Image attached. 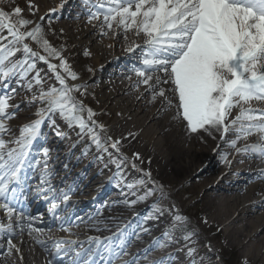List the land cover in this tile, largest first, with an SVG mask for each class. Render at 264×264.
I'll return each mask as SVG.
<instances>
[{"label":"snow or ice","instance_id":"snow-or-ice-1","mask_svg":"<svg viewBox=\"0 0 264 264\" xmlns=\"http://www.w3.org/2000/svg\"><path fill=\"white\" fill-rule=\"evenodd\" d=\"M65 3L67 0H61L58 7L62 9ZM83 5L87 23L95 26L94 22H99L101 35H120L122 32L125 40H128L129 33L143 37V47L133 42L126 49L134 52L140 48L142 66L132 68L137 77L133 88L138 93L143 88L149 93L152 103L159 98L164 111L175 108L174 119L183 121L190 134L206 133L213 139H216L214 134H219V138L236 154L254 157L264 163V0H95V3L83 0ZM27 7L33 16L39 10L32 0ZM56 11L50 10L52 13ZM38 19L42 21L45 17ZM5 30L7 35H3ZM32 44L37 45L43 54L34 50ZM63 51L50 43L41 23L25 18L21 7L13 6L9 10L0 7V76L5 87L12 78H19L27 81V90H32L33 84L28 76L35 69L37 60L48 66L60 85L47 91L41 88L38 96L33 95L31 103L41 105L35 113L37 118L23 125L15 139L5 137L12 136L8 121L14 119L18 106L10 103L11 95L0 96V211L4 214V220H0V239L7 237V257L21 252L19 244L23 243L27 230L35 244L48 253L47 264H118L129 255L132 242L124 238L127 236L124 231L115 234L118 244L113 237L102 239L100 236H91L86 242H81L71 238L74 235L73 224L63 218L59 231L67 233L68 238L49 244L44 239L45 229L34 227L33 218L17 207L18 191L22 190L28 168L41 169V184L49 186L47 191L56 192L51 186L50 150L43 148L44 159L37 160L35 164L29 159V154L41 136L44 121L57 114L69 127H78L81 135H90L98 149L107 152L110 147L119 153V159L111 160L117 169L132 160L131 166L143 171L134 162L142 160L139 153L129 157L121 152L122 140L108 137L107 144L101 142L96 128L104 132L105 126L93 119L97 113L75 95H86L87 87L68 83V78L76 81L79 77L71 69ZM18 53H23V59H14ZM52 59L60 63H51ZM59 69H63V74ZM127 78L132 79L131 76ZM34 79L37 85L43 83L39 74ZM164 85L170 87L171 97ZM52 123L54 125L55 121ZM56 134L63 136L59 131ZM251 137L256 138L254 143L248 142ZM241 141L244 142L242 146ZM223 161L230 164L227 155ZM144 176L147 179H141L140 186L154 183L151 172H144ZM260 178L264 179V169ZM126 186L130 190L137 187L133 183ZM156 187L163 196V186ZM153 195V190H146L138 200L145 201ZM71 198L70 192L53 196L49 209L53 217L60 218L57 210ZM136 203L131 202L133 205ZM165 211L157 204L152 209L153 214L146 219L157 220ZM187 224V217L174 213L167 230L151 242L143 256L138 254L125 264H141V259L148 260V264H173L170 252L157 260H149V257L155 251L175 245H179L176 251L184 256V259L177 258L176 264H201L197 259L198 249L187 243L195 234L187 231ZM16 238H19V243L15 242ZM139 238L136 234V239ZM20 260H23L22 255ZM243 264H248V261H243Z\"/></svg>","mask_w":264,"mask_h":264},{"label":"bare ground","instance_id":"bare-ground-1","mask_svg":"<svg viewBox=\"0 0 264 264\" xmlns=\"http://www.w3.org/2000/svg\"><path fill=\"white\" fill-rule=\"evenodd\" d=\"M36 3L41 5L37 17L34 19L38 22H40L38 19L39 17L54 15L57 14V11H62L64 9L60 10L58 7L61 0H39ZM51 9H57V11L52 13L50 12ZM83 12H86L85 8ZM94 24L95 26L87 23L86 15L80 19L79 28L81 31L79 36L82 37L81 41L85 43L84 45L89 49L92 48V51H94V61H92V65L89 62L81 65V69L76 71V73L79 77L87 75V73L89 74L90 72L92 75L94 73L102 74L101 76L98 75L99 83L103 84L100 94L103 95L104 100H106L108 104L112 105V110H114L116 115L114 120H112L113 117H111L108 122L103 123L106 129L105 133L108 137L122 140V153L129 157H132L135 153H139L142 158V160L134 162L138 165V168L143 171L135 169L137 173L132 175V173L127 170L128 182H125V186L120 182L114 185L115 190L121 188V191L125 193L119 196L116 195L118 198H114L115 204L120 201V204L125 207L128 205L134 207V209L138 208V205L143 202L139 201L138 197L143 195L139 193L145 192L146 189H144V185L140 186L137 184V187L131 190L126 185L129 183L136 184L135 177L146 180L147 178L144 176V172H151V180L162 185L163 191L167 195L170 194L171 197H174L175 194L174 191L171 190V182H167L168 179L176 182L181 180L186 181L185 184L196 179L198 184L202 183L200 186L201 192L205 197H207V194L211 191L216 192L215 195H212L211 200L208 199V203L205 207L208 212V214L205 212L207 216L198 220L201 222L197 227L199 230L198 233L201 234L202 237L204 236L207 241H210L207 234L212 231L213 223L217 224L223 231L227 225L233 226L232 230L226 229L222 234L226 244L239 246L247 240L251 244V247L249 248L250 251L242 256L243 261L247 260L251 264H264V179L260 178L261 170L264 169V163H261L254 157L236 154L227 143L218 137L219 134H214L216 135V139H213L212 136L206 133L190 134L186 130L183 121L174 119L176 115L175 108L164 111L162 101L159 98L155 103H152L149 93L145 92L143 88L140 89L139 93L133 88V84L136 82L137 77H133L134 73L132 72V68L133 66H140L129 65L127 63L128 61H124V63L119 64V66H121L119 70L120 74L117 75L112 71H108V67L113 63V53L118 57L119 50H123L124 46L125 49H127L129 44L133 42L143 47L144 39L143 37H136L132 33H129L128 40H125L122 32L120 35L109 33V35L103 36L99 31V22H94ZM137 51H140V48H137L134 52L123 54V56L129 58L131 53ZM71 63L76 65V63L79 62L77 59H72ZM83 68L85 71H83ZM128 76H131L132 79L129 80L127 78ZM96 78L95 75L91 78L89 83H92V85H88L87 94L80 95L85 100L89 99V105H91V103L95 104L97 101L94 97V93H96V87L94 86V82L97 80ZM73 82L74 81H72L71 84H74ZM163 87L169 89L167 95L171 97L172 92L170 87L168 85H164ZM138 96L141 98H138ZM91 109L97 111L93 105H91ZM105 110L104 108L101 113L105 114ZM255 140V137H251L248 142L254 143ZM53 143L57 146L48 144L47 148L50 150L49 154L52 153L53 155V161H56L58 160V153L63 155V152H58L61 141L57 142L55 139ZM225 155H227L230 164L224 163L223 157ZM215 158H217V161L214 162ZM240 159L245 162L246 167L243 170H239L240 172L242 171V175L236 177L245 176V178H243V181L234 178L233 180H235V183L232 182L230 184L233 185V187L230 192L226 189V194L222 198L219 196V192L225 190L222 185L224 176L225 181L223 182H226V179L230 177L229 172L233 163ZM129 161L133 163L132 160ZM56 168L59 170L58 165L54 167V169ZM54 169L50 170L53 175L55 174L53 171ZM86 176L87 174L81 173L79 177L83 179ZM115 176L116 174L114 171L107 169L106 171L97 173V175H90L88 180L79 181V179L75 178L76 181L79 182L80 187L83 186L82 188H77L76 191L80 190V192H82L84 189L92 191L95 189L93 186L98 184L100 186L96 191L100 193L99 197H104L105 193L109 190V182L114 181ZM65 177H68V175ZM37 178L41 181L42 177L38 174ZM211 178L212 180L209 182ZM63 179L64 178H62V180ZM239 181L241 182L239 183ZM239 185H243V187L240 189L238 187ZM185 186L182 188L186 191L188 187ZM99 189H105V191L100 192ZM133 192L135 194H133ZM126 201L128 203H125ZM132 201H137V203L133 205L131 204ZM92 203L93 202H90V204ZM177 206L178 209H180V205ZM123 208L118 207L111 213H107V217H109L108 219L110 220L105 221V224L102 222L104 218H107L105 216L98 218V220L101 221L100 225L94 224L97 220L92 222L90 220L79 221L78 224H85L87 227H92L93 231L99 229L97 231L105 235L104 237H113V240L115 242L117 241L116 243H119V240L115 234L121 231L127 233V236L124 238L132 241L128 249L132 258L126 261H131L133 257L138 254H140L141 257L143 256L144 251L148 249L151 242L157 237H161L168 223L159 220L143 221V216L146 213V211H143V208L139 209L140 215L133 218L132 216H127L126 213H124L126 217H116L118 214L122 213L121 210ZM119 219L128 220L126 224H123L121 223L122 220L118 221ZM0 220H2L1 217ZM205 221L207 222L205 223ZM239 221L243 222L241 227L235 225V223ZM145 229L148 231L146 232ZM136 234H139V239H136ZM236 236H238V238ZM44 237L49 244L54 240L52 234H46ZM22 239L23 243L19 244L21 248V252L18 253L19 260L22 255V264H37L39 257L34 248L35 242L28 236L27 230ZM87 240L88 238L84 240V242ZM15 242L19 243V240H15ZM144 243L147 244L144 246ZM202 243H192L190 246L196 248L202 245ZM208 245H210L209 242ZM177 247L178 245H175L165 250H159L158 253H160V256H150L149 260H157L170 252L173 254V264H176L177 258L184 259L183 254L181 255V253L176 251ZM208 251L212 257L209 263L203 262L207 257L204 253H199L197 259L201 260V264H216L213 260L215 257L216 260H218V251H216L215 247L213 250L208 249ZM126 257L128 256H124L122 259L124 260ZM4 262L7 263V261L2 258L0 264H4ZM141 264H148V260L141 259Z\"/></svg>","mask_w":264,"mask_h":264},{"label":"rangeland","instance_id":"rangeland-1","mask_svg":"<svg viewBox=\"0 0 264 264\" xmlns=\"http://www.w3.org/2000/svg\"><path fill=\"white\" fill-rule=\"evenodd\" d=\"M39 0H32L33 3H35L38 6V9L40 8L41 5L37 4L36 2H38ZM28 2L29 0H2V2H0V7H3L5 10H9L11 7L13 6H19L21 7L24 11H25V18L27 19H32L34 20L37 17V14L39 12H36V15H31L29 13L28 10ZM78 4L83 5V2H79ZM73 10L79 11L81 13V9L77 8L76 6L74 7H70ZM73 18L74 16L78 17V13L74 12L72 13L71 11L68 12ZM45 19L44 20H40L39 23L42 24V26L45 29V32L47 33V39L50 41V43L57 48L58 50L60 49H64L63 51V55L64 57H66V55L70 52H72V57L70 58L68 56V58H66L71 66V69L76 72L78 70L81 69V65H84L86 62L91 63L92 65V61H94V51H92V48L89 49L86 47V45H84L85 43L83 41H81L82 37L79 36L80 34V28L79 25L77 23H79V20H74L73 18H69L67 15L63 18V20L60 19V14H56L55 17L53 18L52 15L50 16H44ZM80 15H79V19H80ZM82 18V17H81ZM67 23L72 24V26H69ZM3 35H6V33L3 32ZM6 42V41H5ZM35 45V44H34ZM35 50L41 51V54H43L42 50L39 49V47L37 45H35ZM88 53V55H85V53ZM17 56L21 57V59H23V53H18ZM72 58H76L77 61L79 63L72 64L71 60ZM131 58H135V59H139V57L137 55H135V57H131ZM58 63V60L52 59L51 63ZM35 64L38 65L37 67H35V69L29 73L28 76V80L32 81L33 84V88L32 90H27L26 88V84L27 81H25L24 83V87L26 88V90L23 93V98H20L18 101L17 106L18 107H22L24 108L23 112L21 113H25L24 116H22L21 118H14L13 120L9 121V127L13 128L14 130V135L15 136H19V129L27 124L30 123L32 120L36 119V115L35 113L37 112V110L40 108L39 106H35V103H31L32 101V97L33 95H39V92L41 90V88L45 91H47L48 89H50L51 87L55 86V87H60V85L56 82L57 80H53V78L48 74L49 70L47 68H45V66H47L45 63H43L41 61V63L37 61H35ZM114 70V69H113ZM59 71L61 73H63V69H59ZM83 71H85V69L83 68ZM39 74L41 80L43 81L42 84L37 85L35 83V76ZM94 75L98 78L97 73H94L92 75V73L90 72L89 74L87 73V75H83V77H79V79L76 82L79 84H82L86 87H88V85H92V83H89L91 78L94 77ZM70 78H68V82H70ZM95 83V82H94ZM97 84V88H96V93L95 94V98L97 99V101L95 102V104L91 103V105L94 106V108L97 110L96 116L102 117L101 120H103L104 123L108 122L111 117H113L112 120L115 119V113L114 110H112V105L108 104V102H106V100H104L103 95L100 94L102 92V86L101 83H95ZM81 94V93H80ZM77 99H80L83 101L84 105L89 108L88 103L85 102V100H83L82 97H80V95L77 94ZM89 101V99H88ZM101 102V103H100ZM90 105V107H91ZM106 109L105 114H101V111L103 109ZM93 110V109H92ZM94 111V110H93ZM95 112V111H94ZM235 112H233L234 115ZM85 118L87 117V113H84ZM96 116L93 118L95 121L97 120ZM59 117V115L57 116ZM60 119H62L61 117L58 118L56 120L61 122V126L56 127L58 128L57 131L63 133L62 136V143H64L66 140L69 139H73V141L76 142V140L74 138L77 139V136L80 135V129H76L74 130V132H72V130L70 131L69 125L66 121H61ZM98 121V120H97ZM55 122V123H56ZM100 122V123H103ZM113 122V121H112ZM98 124L99 121L97 122ZM100 129L97 127L96 128V132L97 134L100 135L101 138V142L107 144L108 143V135L106 133H101L100 134ZM87 137H90V135L88 134H84V139H88ZM48 143L50 141H47ZM72 143V142H71ZM69 145V144H68ZM68 145L66 147H64V155L66 156V162L65 164L75 173L81 172L83 171L84 168L89 167L90 171L93 172H98V169H102V167L106 168L108 167V164L110 166H112L114 169H116V171H119L120 169H117L115 164L111 163L113 156H110L108 151H102L101 149H98L96 147V145L94 143H92V148L95 149L96 151V158L93 157H81V155L83 154L81 152V149L79 148V144H77L73 149L76 151L75 154H72L69 149H67ZM73 150V151H74ZM109 150V148H108ZM115 155V154H114ZM116 157H118L117 159H119L118 155H115ZM126 164L129 163H125ZM233 170V168H232ZM121 171H123L122 173L125 172L124 169H122ZM232 176V178H230V182H233V173L230 174ZM228 179V178H227ZM212 178L209 179V182H211ZM139 181V179H138ZM171 182V190L174 191V197H171L170 194H166L163 191V196H161V191L158 187H156V185H159L158 183H156V181H153L154 183H152L153 185L149 188L146 187L144 189H151L154 191V195L148 197L147 200H145L146 202L148 201L147 204H141L142 207L147 208V206L149 207V214H153L152 213V209L155 205H159L161 208L165 209V214L163 216H161L159 219V221H162L164 223H168L170 225V221L172 220L171 217L173 216L174 213H179V215L185 216L188 218V224H187V231L189 233H192L193 231L195 232V234L192 236V239L190 241H188L187 243L189 245H191L192 243H202V245L199 246L198 252H204V253H209L208 249L213 250L214 247L216 249V251H218L219 254V258L218 260H216V257L214 258L213 262H215L216 264H243V257L244 255L247 254L249 250V248L251 247V244L246 240V242L242 243L241 245H230V244H226V242L223 240V233L224 231H226V229L232 230L233 226H229L227 225L224 228V231L222 229H220V227L213 223L212 231H210L207 234V237L210 241H207L206 238L203 236H201V234H199V230L197 229L198 225L201 223L200 221H198L199 219H203L204 217H206L207 215L205 214V212L208 214L207 212V208L206 205L208 203V199L211 200L212 199V195H215V191H211L210 193L207 194V197H205V195H203V193L201 192V184L197 183V180L195 179L194 181H190L188 184H185L186 181H179L176 182L174 180L168 179L167 182ZM211 184V183H210ZM209 184V185H210ZM187 186L188 189L185 191L182 187L183 186ZM222 185L226 188L225 183H222ZM185 186V187H186ZM211 186V185H210ZM229 187V186H227ZM231 188V186L229 187ZM145 190V191H146ZM112 191H109L108 193H106L104 200H102V202H104L105 200H110V196L109 193ZM187 195V197H186ZM189 195V196H188ZM220 197H224L225 195L221 192L219 194ZM141 205L139 207H141ZM180 205V209H178V206ZM125 209L126 210V215L128 216L133 210L136 211L137 209H134V207L132 206H127ZM124 210V209H123ZM123 210L121 211L122 213L118 214L119 217H126V215H124ZM181 211V213H180ZM137 212V211H136ZM3 212L0 211V214H2ZM135 213V212H134ZM133 215H139V213L134 214ZM132 215V216H133ZM147 215V216H148ZM146 216V217H147ZM146 219V218H145ZM148 220V219H146ZM154 221V220H152ZM124 222V221H123ZM243 224V222H237L235 223V225L241 227ZM234 225V226H235ZM169 227V226H168ZM167 227V228H168ZM167 228L165 230H167ZM177 236L180 235V233L176 234ZM238 238V236H236ZM235 239V237H234ZM16 240H19L16 239ZM208 242L210 245H208ZM147 243H144V246ZM35 245V244H34ZM210 246V248H209ZM4 249L0 250V261H2V258H4V260L7 261V263L4 262V264H22V261L19 260V256L18 253L13 254L11 257H7L6 253H7V247H3ZM34 248L37 251L38 254V263L37 264H47V262L45 261L44 256L42 254V252L39 250V248L36 247V245L34 246ZM181 253V252H180ZM160 253H158V251L153 252L150 256H155L158 255ZM183 253H181L182 255ZM209 259L205 258L204 259V263H209L208 262ZM248 264H251L248 262ZM260 264V263H258Z\"/></svg>","mask_w":264,"mask_h":264}]
</instances>
